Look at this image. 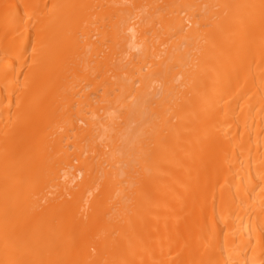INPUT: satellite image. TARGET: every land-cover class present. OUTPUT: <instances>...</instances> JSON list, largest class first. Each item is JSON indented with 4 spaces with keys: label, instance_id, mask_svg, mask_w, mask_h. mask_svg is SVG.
Wrapping results in <instances>:
<instances>
[{
    "label": "bare ground",
    "instance_id": "6f19581e",
    "mask_svg": "<svg viewBox=\"0 0 264 264\" xmlns=\"http://www.w3.org/2000/svg\"><path fill=\"white\" fill-rule=\"evenodd\" d=\"M0 264H264V0H0Z\"/></svg>",
    "mask_w": 264,
    "mask_h": 264
}]
</instances>
